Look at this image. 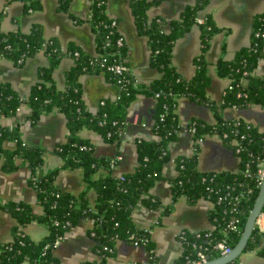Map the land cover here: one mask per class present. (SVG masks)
<instances>
[{
  "label": "trees",
  "instance_id": "1",
  "mask_svg": "<svg viewBox=\"0 0 264 264\" xmlns=\"http://www.w3.org/2000/svg\"><path fill=\"white\" fill-rule=\"evenodd\" d=\"M162 0H128L138 34L147 37L150 45L149 63L158 66L159 76L149 83H141L134 77L132 67L126 60L125 42L119 45L122 36L117 25H112L114 18L106 13V0H90L88 20L97 43L94 55L84 54L74 43L61 44L56 37L45 38L40 25H32L27 32L3 30L0 27V56L9 58L15 65L22 66L27 58L42 52L48 59L46 66L39 67L37 80L30 87L27 97L19 94L8 81L0 82V117L13 115L19 106L26 102L31 110L28 118L36 123L39 118L53 109H58L67 118L66 137L56 142L51 152L61 158L60 165L44 169L42 167L46 147L23 137L18 124L2 125L0 122V166L3 170L15 171L21 166L31 169L28 184L37 194L36 204L41 212L34 211L26 201L0 202V208H7L16 223L12 226V238L0 244V264H59L52 254L56 236L63 234L81 220V217L96 219L95 225L88 230L89 236L97 243V260L82 261V264H109V258L115 254L116 241L123 239L135 242L148 238L143 244L149 261L158 259L148 229L135 226L132 209L144 205L148 208L157 206L162 213H167L172 204L162 205L159 196L150 193L149 188L161 178L163 165L169 159V144L177 138L180 126L177 116L178 98L190 97L197 103L207 104L216 115L215 122L205 118H193L187 124L193 128L195 142L191 155L179 154L175 157L177 173L170 179L173 198L184 194L188 202L199 198H208L213 202L209 210L214 227L203 238L196 239L191 230H182L178 236L183 241V253L175 264L184 260V255L195 256L191 248L194 240L203 243L211 258L219 255L214 244L222 237L230 244L238 242L248 212L259 191V161L264 156V131L250 121L226 118L225 107H246L252 103L264 106V74L255 73L258 63L264 59V11L256 13L251 23L250 43L239 48L232 58L220 57L217 65L218 75L229 77L230 83L224 88L219 101L212 100L208 86L211 82L205 51L211 45L212 37L221 28L214 18L204 13V22L197 24L196 19L204 9L207 0H196L186 5L174 20L166 21L158 15L149 17L148 10ZM69 0H59V10L66 11ZM40 4L27 0L25 9L37 10ZM4 12H0V25ZM197 24L200 29L201 49L194 58L195 73L190 78L183 76L172 63V51L176 39L184 35ZM62 57H71L74 65L67 70L65 86L58 89L53 72ZM115 64L127 67L121 73L110 68ZM105 71L107 77L118 92L115 98L109 96L100 99L94 111L89 110L81 93L79 76L81 73ZM139 93L155 96L152 107L154 116V139H137V164L129 172L116 175L110 165L112 157L93 154V143L85 138L80 130L92 129L105 139H118L127 121V109L130 101ZM217 134L239 157V168L229 170H200L197 165L199 139L205 134ZM83 169L84 188L79 193H72L59 188L55 177L62 169ZM95 192L90 200L88 191ZM221 197V198H220ZM264 210V207L263 209ZM238 219L240 231L227 228L230 218ZM35 220L42 222L46 233L35 240L24 233V224ZM69 225H66L67 222ZM132 235V236H131ZM255 250L264 256V233L255 225L244 251ZM243 251V252H244ZM237 259L226 264H235Z\"/></svg>",
  "mask_w": 264,
  "mask_h": 264
},
{
  "label": "crops",
  "instance_id": "2",
  "mask_svg": "<svg viewBox=\"0 0 264 264\" xmlns=\"http://www.w3.org/2000/svg\"><path fill=\"white\" fill-rule=\"evenodd\" d=\"M40 4L37 10L25 9L27 0H0V12L3 11L1 29L9 31L27 32L32 25H40L45 38L56 37L63 45L74 43L78 45L84 54L94 55L97 52V43L88 20L90 12L89 0H69L67 10H59V0H34ZM196 0H162L154 4L148 10V16L158 15L166 21L179 17L181 10ZM264 11V0H207L204 13L211 15L216 25L221 30L211 39V45L205 51V58L209 65L211 77L208 86L210 98L219 101L222 98L224 88L229 77L218 75L216 61L223 57L232 58L234 53L242 47L249 45L251 23L256 13ZM106 13L108 17L118 21L117 29L127 47L126 60L133 69L134 77L141 83H149L152 78L160 75L158 66L150 65V45L147 37L138 34L135 27V18L132 15L128 0H106ZM200 29L195 24L190 31L176 39L172 51V63L178 67L184 77L190 78L195 73L194 58L199 54L201 41ZM48 59L39 52L25 61L22 66L15 65L9 58L0 56V82L8 81L9 84L23 97L33 83L37 80L39 67L46 66ZM255 73L264 74V60L258 63ZM74 65L71 57H62L54 68L53 77L58 89L65 86L67 70ZM81 93L86 107L94 111L100 99L105 96L115 98L118 94L105 71L81 73L79 76ZM155 96L148 93H139L133 98L127 109V123L120 137L114 141L105 139L99 132L82 128L80 133L93 143V154L96 156L108 155L120 158L113 166L116 175L129 172L136 167L137 139H154L157 134L153 130L154 116L152 107ZM31 107L23 102L15 114L0 117L2 125L18 124L23 137L31 139L34 143L46 147V154L42 167L44 169L60 165L61 158L51 152L56 142H61L66 137L67 118L58 109L43 114L36 123H33L28 114ZM226 118L244 119L264 129V106L252 103L246 107H234L233 105L223 109ZM177 116L180 126L177 138L169 144V159L164 163L162 177L157 179L149 188L153 195L159 196L162 205L172 204V208L165 214L162 208H148L144 205L132 209V217L137 228L148 229L150 239L155 246L154 252L162 264H175L178 260L183 244L178 239V233L182 228L191 231L212 229L213 221L209 210L212 202L208 198H199L195 202H188L184 194L173 198L170 187V179L177 173L175 157L179 154L191 155L194 152L195 140L192 131L187 124L191 119L205 118L210 123L216 121L213 110L205 103H197L188 96L178 98ZM239 157L225 145L217 134H205L199 141L197 149V165L200 170H229L239 168ZM31 169L21 166L15 171L3 170L0 166V202L26 201L31 203L35 212H41V207L36 204L37 194L34 188L28 184ZM83 169H62L57 173L55 182L59 188L79 193L84 188L82 177ZM90 200L95 198V192L88 191ZM16 223L9 209L0 208V244L12 238V226ZM92 220L81 217L68 233L65 239L60 240L52 254L59 264H82V261L97 260L98 254L94 248L96 241L88 234L92 227ZM24 233L35 240L41 238L47 231L42 222L31 220L22 227ZM115 254L109 258V264H144L147 254L143 245L127 242L123 239L116 241ZM257 255L256 262L237 264H264V256L254 250L247 251ZM249 258L248 255H245Z\"/></svg>",
  "mask_w": 264,
  "mask_h": 264
},
{
  "label": "built area",
  "instance_id": "3",
  "mask_svg": "<svg viewBox=\"0 0 264 264\" xmlns=\"http://www.w3.org/2000/svg\"><path fill=\"white\" fill-rule=\"evenodd\" d=\"M90 1V0H89ZM204 16L201 15L199 16L197 19H196V22L197 24H201L204 22ZM118 24V21L116 19L113 20L112 22V25H116ZM118 44L119 45H122L124 42H123V38H119L117 40ZM264 60V59H263ZM110 68L112 70H114L115 72L117 73H121L123 70L127 69V67L123 66L122 64H115L113 66H110ZM231 84L230 83V78L227 82V85ZM226 85V86H227ZM192 132H193V128H189ZM264 131V129L262 130ZM264 139V137H263ZM199 141H201V139H199ZM120 158V155H115L114 157L111 158V161H110V165L111 167H113L116 163V161ZM259 167H258V172H256L257 174V178H258V185H260L262 179L264 178V156L261 158V160L259 161ZM120 177L122 178V175L119 174ZM221 198V197H220ZM211 201V200H210ZM212 202V201H211ZM213 204V202H212ZM213 206V205H212ZM87 218H90V217H87ZM92 220V227L93 225H95L96 223V219L95 218H90ZM213 223V222H212ZM238 219L232 217L230 218L229 222H227V228L228 229H233L234 231H240L241 229L238 227ZM66 225H69V227L71 226L70 225V222L68 221L66 223ZM255 225L259 228V231L264 233V210H262L257 218H256V221H255ZM74 227V226H73ZM71 227L69 230L65 231L63 234L61 235H57L56 238H55V245L54 247H56V245L58 244V242H60V240L62 239H65L67 237V233L73 228ZM213 227H214V224H213ZM209 228H205V230H194L192 231L193 233V236L198 239V238H203L205 237L206 235L210 234L209 233ZM182 230L183 228L181 229V231L178 233V236L181 234L182 235ZM132 236V235H131ZM148 238L146 237L145 239H142V242L138 241V240H135L134 244H139V245H143L147 242ZM183 244V241L180 240ZM191 248L195 251V256L194 257H190L188 254H185L184 255V260L180 262V264H202V263H205L208 259H212V257L210 258L209 255L207 254L206 251V247L203 245V243H199L197 240H194L191 244ZM234 245L230 244L229 242V239H227L226 237H222L220 238L215 244H214V248L217 249V251L219 252V255H222V254H225L227 252H229L231 250V248L233 247ZM183 247H184V244H183ZM183 247H182V251H181V254L180 256L182 255L183 253ZM255 251V250H254ZM149 255L147 256V260L144 262V264H162L159 259H156V261H153V262H150L149 260ZM50 264H55V263H50ZM233 264V263H231ZM236 264V263H235Z\"/></svg>",
  "mask_w": 264,
  "mask_h": 264
},
{
  "label": "water",
  "instance_id": "4",
  "mask_svg": "<svg viewBox=\"0 0 264 264\" xmlns=\"http://www.w3.org/2000/svg\"><path fill=\"white\" fill-rule=\"evenodd\" d=\"M258 189L259 191L255 196L251 209L248 212V216L246 222H244V226L241 230L238 242L231 248L229 252L215 258L208 259L205 263L202 264L229 263L232 260L237 259L244 251L245 247H247L249 237L255 227L256 218L264 207V178L262 179Z\"/></svg>",
  "mask_w": 264,
  "mask_h": 264
},
{
  "label": "rangeland",
  "instance_id": "5",
  "mask_svg": "<svg viewBox=\"0 0 264 264\" xmlns=\"http://www.w3.org/2000/svg\"><path fill=\"white\" fill-rule=\"evenodd\" d=\"M247 251L248 250H246V251H244V252L241 253V255L237 258L236 264L239 261H241V262L244 261L245 263H250V262H253V261L256 262V259H258L257 258V255H255V254L252 255V254L248 253ZM245 255H248L249 258H246Z\"/></svg>",
  "mask_w": 264,
  "mask_h": 264
}]
</instances>
